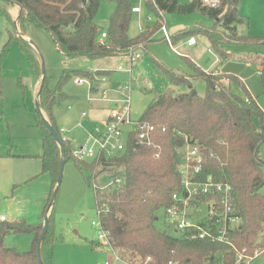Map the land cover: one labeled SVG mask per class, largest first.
Wrapping results in <instances>:
<instances>
[{
    "label": "trees",
    "instance_id": "16d2710c",
    "mask_svg": "<svg viewBox=\"0 0 264 264\" xmlns=\"http://www.w3.org/2000/svg\"><path fill=\"white\" fill-rule=\"evenodd\" d=\"M99 1L1 0L0 15L14 26L16 24L21 28L30 23L47 32L56 49L69 59L84 57L95 61L129 56L153 42L166 40L154 38L156 30L165 23V14L199 13L210 19L211 25L200 24V27L173 33L169 42L174 45L191 34H203L220 63L237 59L227 51L228 46H264V38L239 31L237 25L244 22L239 15L241 0H219L215 8L202 5L200 0H141L156 20L134 38L128 36L133 8L130 1L111 0L115 9L109 18L106 39L99 42L102 32L95 21ZM12 5L21 9L16 22L8 12ZM19 44L33 72L37 77H43L39 105L61 138L51 114L52 108L65 99L61 85L73 76L87 78L97 85V78L110 77L114 71L77 69L64 72L58 87L50 89L31 45L23 40H19ZM241 59L258 66L264 90V56L248 55ZM192 66L193 73L186 76L167 71L171 85H184L190 90L178 95L168 92L156 94L137 122V125L145 123L154 126V131L149 139L143 141L137 139L136 131L132 132L127 148L120 156L108 160L99 158L89 164L72 156L70 141L62 142L65 164L69 161L79 172H92L93 181L98 167L110 171V178L122 179V183L109 189V192H96L95 203L98 221L108 235L111 248L120 260L130 264H216V255L221 256V264H233L234 249L251 250L258 235L264 232V195L261 192L264 189V161L260 155L264 145V109L238 77ZM196 79L205 84L203 96L192 89L191 81ZM223 80H227V84ZM231 83L239 86L241 92H233ZM19 86L23 87L21 83ZM2 92L0 81V95ZM34 119L42 146L39 157L41 172L47 173L51 180L49 199L38 224H29L24 220L9 224L6 220L0 221V264H40L37 244L42 220L57 182L60 149L45 127L42 113L35 110ZM194 142L200 145L204 155L196 180L204 182L210 176L214 181L227 183L232 191L235 216L241 220L236 229L228 232L223 242L194 238L195 231L174 233L164 225L163 218L161 225L164 229L155 226L158 211L172 204L173 194L182 192L179 171L182 161L178 149L185 143ZM49 222L50 216L41 243V249L46 251L44 264H50L53 241ZM8 233L33 234L31 249L17 252L6 245L4 237ZM260 238L263 240L264 237Z\"/></svg>",
    "mask_w": 264,
    "mask_h": 264
},
{
    "label": "rangeland",
    "instance_id": "374dc122",
    "mask_svg": "<svg viewBox=\"0 0 264 264\" xmlns=\"http://www.w3.org/2000/svg\"><path fill=\"white\" fill-rule=\"evenodd\" d=\"M129 1L132 7H139L141 10L139 13H132L129 23L128 36L134 38L141 28L145 29V26L155 23L156 17L141 0ZM114 9L115 4L111 0L99 1L95 21L101 32H106ZM239 14L244 21L237 25L239 31L264 38V0H241ZM164 24L170 37L173 33L200 27V24L211 25L212 21L199 13L165 14ZM159 30L154 33L156 39L163 38ZM189 37L195 42L191 47L185 43ZM188 38L174 45L164 39L149 44L147 48L138 51L140 58L132 64L130 74L124 72L125 75H120L110 82L108 80L105 84L109 98H115L114 90L123 85H130L132 122H138L142 118L156 94L170 91L174 95L187 93L190 90L187 86L171 85L167 71L186 76L193 73V64L205 71L220 67L223 72L238 77L245 84L246 89L257 96L258 104L264 109V90L258 66L254 63L247 65L246 59H241L248 55L264 56V46H228L227 51L237 59L220 63L205 35L195 33ZM19 40L31 45L32 53L39 60L40 67L43 65V75L50 89L58 87L64 72L69 73L77 69L92 71L102 68L116 72L119 65L122 64L128 69L130 64L126 56L95 61L84 57L66 58L55 48L47 32L30 23H26L21 28L14 26L0 15V81L3 90L0 95V216L5 218L7 224L18 220L38 224L49 199L51 180L47 173L41 172L38 156L42 153V146L34 125V84L39 77L33 72ZM75 78L76 76L71 77L72 80ZM19 83L23 85L22 88ZM191 86L198 95H204L203 81L192 80ZM230 87L233 92H241L240 87L234 83H231ZM61 92L65 95V99L59 107L55 105L52 108V119L59 130L73 131L75 135L71 143L77 146L84 142L83 134L86 132L80 130L76 124L79 123L85 129H89L97 123L92 108L96 101L88 100L90 91L87 85L74 84L73 81L64 82L61 85ZM103 104L108 106L106 102ZM67 106L71 109L67 110ZM81 113H85L86 117L81 118ZM43 116L46 117L45 113ZM129 128L127 127V130ZM68 135L70 137V134ZM260 155L264 161V145L260 149ZM93 161L89 159L86 163L90 164ZM94 172H96L95 181L92 172L87 170L79 172L69 161L64 164L60 189L50 211L48 208L45 215L48 218L50 216L49 232L53 240L50 252L51 264H130L118 259L109 248L102 246L97 238V230L92 226V222L98 221L93 182L98 185L102 193L110 191L102 190L108 185L114 187L113 180L109 178L110 171L98 167ZM261 192L264 195V189ZM205 213L207 207L204 204L200 205L199 210L192 215V221L195 223L200 221L205 217ZM157 216L155 226L162 230L164 229L161 225L163 212L159 210ZM43 221L44 219L42 225ZM262 232L253 243L251 250L235 249L245 250L250 256L259 252L254 264H264V252H260L264 246V238L263 240L260 238L264 237ZM32 240L31 233H8L4 237L5 244L17 252L30 250ZM41 256L43 257V253ZM216 259L218 261L216 264H221V256L216 255Z\"/></svg>",
    "mask_w": 264,
    "mask_h": 264
},
{
    "label": "built area",
    "instance_id": "2783aa9c",
    "mask_svg": "<svg viewBox=\"0 0 264 264\" xmlns=\"http://www.w3.org/2000/svg\"><path fill=\"white\" fill-rule=\"evenodd\" d=\"M190 2L192 0H180ZM142 2V1H141ZM201 4L210 8H215L219 4V0H200ZM139 7H133L132 13H139ZM143 29L141 28L140 31ZM160 33L167 41L169 34L165 25L160 27ZM106 39V32H102L98 38L99 42ZM194 39L189 38L186 42L187 46L194 45ZM140 58L138 53L126 56L130 66L127 68L119 65L118 72L130 74L132 64ZM108 78L106 76L97 78V85L91 80L84 77H76L73 79L74 84L87 85L89 88V101H102L113 103L112 109L109 110L106 118L100 123L95 124L86 134L85 141L82 145L73 147L72 156L81 161L89 159L97 160L104 158L106 160L120 156L127 148L129 136L136 131L139 141L149 139V135L154 131V126L149 124L137 125V122L130 120V85H123L114 92L116 98H109L107 89L103 88ZM97 90V92H96ZM85 117V113H81ZM78 127L82 128L81 125ZM127 127H130L127 130ZM164 131V129H162ZM67 132L60 130L61 142L69 141ZM200 145L196 142L185 143L178 149L181 157L180 183L182 186L181 193L172 195V204L164 208L163 223L174 233H185L186 231H195L192 235L198 239H210L212 241L223 242L229 231L236 229L241 220L235 216L234 201L232 197L231 187L225 182L214 181L212 177H207L204 182H199L196 177L200 173L204 155ZM110 178V177H109ZM112 179V178H111ZM114 187L122 183L121 178L112 179ZM93 189L100 191L98 185L93 182ZM110 185L102 190L111 189ZM207 207L205 217L198 222L192 221V215L199 210L200 205ZM4 217H0V221H4ZM92 226L97 230V238L100 244L109 248L115 257L119 259L114 250L111 248L108 235L102 229L99 221L92 222ZM176 231V232H175ZM235 251V261L233 264H254L255 259L259 255L257 252L254 256L247 255L245 250ZM260 252H264V246ZM107 264V263H106ZM171 264V263H170Z\"/></svg>",
    "mask_w": 264,
    "mask_h": 264
},
{
    "label": "crops",
    "instance_id": "0c3cea01",
    "mask_svg": "<svg viewBox=\"0 0 264 264\" xmlns=\"http://www.w3.org/2000/svg\"><path fill=\"white\" fill-rule=\"evenodd\" d=\"M8 12H9V15L11 16V18H12V20L14 21V22H16V19H17V16L19 15V7L17 6V5H12L11 7H9V9H8ZM240 15V14H239ZM242 18V17H241ZM165 25V24H164ZM24 38H25V36H23ZM188 40V39H187ZM187 40H186V42H187ZM185 42V43H186ZM188 47H191V46H188ZM56 48V47H55ZM105 62H108V61H105ZM247 65H250L249 63H247ZM121 66H122V64H121ZM201 69V68H200ZM96 70H106L105 68H102V69H95V70H92V71H96ZM110 70V69H109ZM205 71V70H204ZM209 71H216V72H219V73H225V72H223V70L220 68V67H216L214 70H209ZM258 72H259V68H258ZM120 75H125V73H123V72H118V71H114V73L110 76V77H107L108 78V80H109V82L110 81H113L114 79H117ZM260 76V75H259ZM41 79H42V77H40V78H38L37 79V81L35 82V84H34V101H35V110H37V106H39L40 107V105H39V97H38V91H39V88H40V83H41ZM108 80H107V82H108ZM69 81H72V79L70 78L67 82H69ZM66 82V83H67ZM106 82V83H107ZM106 83H104V85H103V88H106ZM223 83L224 84H227V80H223ZM248 91H249V89H247ZM115 91V90H114ZM96 92H97V90H96ZM235 93H237V92H235ZM249 93L252 95V93L249 91ZM114 94H115V92H114ZM116 95V94H115ZM253 97H257V96H254V95H252ZM115 98H116V96H115ZM113 99V98H112ZM256 101H257V98H256ZM96 104L95 105H92V108H93V110H94V112H95V114H96V116H95V121L97 122V123H100L101 121H103L105 118H106V116L108 115V113H109V110L110 109H112V107H113V103H111V102H106V103H108V106L107 105H105V104H103L104 102H99V101H96L95 102ZM258 103V102H257ZM259 105V104H258ZM260 106V105H259ZM58 107H59V105H58ZM261 107V106H260ZM262 108V107H261ZM71 109V107L70 106H67V110H70ZM263 109V108H262ZM35 110H33V111H35ZM40 112L42 113V115L44 114V112L42 111V109L40 108ZM81 116V115H80ZM86 117V116H85ZM85 117H82L81 116V118H85ZM46 118V117H45ZM96 123V124H97ZM77 125V127H78V125H80L79 123L78 124H76ZM95 125V124H94ZM94 125H92L91 127H89V129H85L84 127H82V128H80V127H78V128H80V130H85V132H86V134H87V132L94 126ZM82 132V131H81ZM68 134H70V137H69V135ZM67 134V136H68V138H69V141L71 142V139H73L72 137H74V133H73V131H70L69 133ZM71 134H73L72 136H71ZM86 134H83V139L84 138H86L85 137V135ZM82 139V140H83ZM85 141V140H84ZM84 142H82V143H79L78 145H82ZM72 144V143H71ZM77 145V146H78ZM73 146V145H72ZM73 147H75V146H73ZM42 154V153H41ZM41 154L38 156V158L41 156ZM50 187H51V185H50ZM50 193V192H49ZM0 217H3V216H0ZM43 249H41V254L43 253V260H44V257H45V255H46V251L44 250V251H42ZM50 264H51V262H50Z\"/></svg>",
    "mask_w": 264,
    "mask_h": 264
},
{
    "label": "water",
    "instance_id": "95a60500",
    "mask_svg": "<svg viewBox=\"0 0 264 264\" xmlns=\"http://www.w3.org/2000/svg\"><path fill=\"white\" fill-rule=\"evenodd\" d=\"M20 11H21V9L19 8V12ZM15 26H16V24H15ZM41 72H42V76H44L43 75V73H44L43 65L41 67ZM42 85H43V77L41 79L40 88H39V91H38V97L40 95V90L42 88ZM168 93L171 94L172 92L170 91ZM37 111L39 113H41L39 106H37ZM42 120H43V123H44L45 127L47 128L49 134L53 137V139L55 140V142L57 143V145H58V147L60 149L59 173H58L56 185H55L54 190H53V194H52V197H51V201H50V204H49V207H48L49 208V211H50L51 206H52L53 202L56 199V196L58 194V191H59V188H60V185H61V182H62L63 171H64V164H65V151H64V145L61 142L60 138L57 136L56 131L53 129V127L51 126V124L48 122V120L43 115H42ZM47 226H48V217L45 216L44 217V221H43V225H42V232H41L40 238L38 240L37 250H36L37 257H38V260H39V263L40 264H44L43 263V257L41 256V243H42V240H43V238H44V236L46 234Z\"/></svg>",
    "mask_w": 264,
    "mask_h": 264
}]
</instances>
